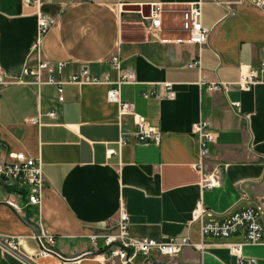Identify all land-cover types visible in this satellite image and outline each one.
<instances>
[{"label": "crops", "instance_id": "0c3cea01", "mask_svg": "<svg viewBox=\"0 0 264 264\" xmlns=\"http://www.w3.org/2000/svg\"><path fill=\"white\" fill-rule=\"evenodd\" d=\"M196 2L208 41L176 43L187 37L183 11ZM39 14L54 22L41 59L65 64L56 77L86 66L114 80L118 74L109 60L118 55L121 69L135 75V83L120 89L135 115L119 116L105 84L65 85L59 102L56 86L31 83L23 73L36 64ZM154 19L159 29L152 27ZM197 58L200 67H189ZM262 63L264 10L249 0H0V67L10 83L0 86V162L24 152L41 162L45 179L41 204L30 206L25 190L14 191L0 178V236L20 237L23 254L19 259L0 251V264H118L92 254L104 250L105 236L117 234L121 210L133 238H187L201 247H185L171 258L138 256L135 264H238L232 243L243 244L242 257L264 264V245L245 244L241 232L203 237L202 221L192 218L197 207L222 221L264 203ZM249 70L262 82L242 91L237 83ZM211 83L228 90L208 91ZM167 85L173 98L165 97ZM138 118L160 132L158 143L135 140ZM200 122L215 133L205 163L206 175L217 177L212 189L202 187L194 166L193 125ZM109 150L115 153L109 156ZM8 202L18 203L21 212ZM40 226L53 235L52 248L64 260L38 257L34 236Z\"/></svg>", "mask_w": 264, "mask_h": 264}, {"label": "built area", "instance_id": "2783aa9c", "mask_svg": "<svg viewBox=\"0 0 264 264\" xmlns=\"http://www.w3.org/2000/svg\"><path fill=\"white\" fill-rule=\"evenodd\" d=\"M38 4L42 0H36ZM102 0H92V2L100 3ZM256 7L264 10V0H249ZM29 4L30 1H27ZM40 15L38 22L37 40L34 46V53L36 57V64L32 68H26L24 75L32 78L31 83L40 87L42 85H54L57 88L58 101L63 102V87L65 85H92L105 84L110 86L107 92V101L118 106L119 116L135 115L134 106L130 103L124 102L120 98V89L123 85L135 83V75L129 71L121 69V61L118 55H113L109 62L113 70L118 74L116 79H111L108 76L97 77L93 75L86 66L70 74L67 78H57L56 75H61L65 64L64 63H49L41 59V46L43 38L50 27L54 24L45 16ZM182 29L187 33L186 38L174 40L176 43L196 44L202 46L208 41V31L202 28L200 23L201 18V3H191L187 9L183 11ZM160 20H152V27L156 30L160 28ZM166 41V40H165ZM170 42V41H166ZM189 67H200V59L192 61ZM261 71L264 70V63L261 64ZM46 74V77H43ZM257 71L249 70L241 74V78L237 86L242 91H250V89L261 83ZM10 84L0 67V86ZM208 91H227L228 85L223 83H211L207 87ZM152 95L161 99L162 95L153 92ZM149 93L143 94L144 98H148ZM166 98H173L174 92L170 85H167ZM53 116V112H50ZM193 133L198 141V163L195 168L202 176V187L204 189H212L217 185L216 175H206V161L210 158L209 146L215 141V133L210 129L207 122H200L193 125ZM129 135V134H126ZM136 141L158 143L161 137L160 132L151 127L143 118H138L136 121V130L131 134ZM128 139V138H127ZM126 140V139H125ZM125 141L121 142V145ZM114 150H109L107 155H113ZM0 178L6 186L11 187L14 191L25 190L27 205L39 206L42 202L43 192L45 188V179L41 170V162L34 159L24 152H19L14 155L11 160L0 162ZM9 206L15 212H21L22 207L16 202H8ZM264 216V203L254 207H248L239 210L222 221H217L213 218L210 211L202 207H197L193 213L194 220L202 221L201 234L203 237H218L227 239L237 233H243L244 243L249 245H264V223L262 217ZM129 217L121 210L118 217V232L115 235H108L104 237V250L93 251L95 257L103 261L114 262L118 264H135V259L138 256H148L151 253H157L161 257L171 258L179 253L185 247H194L201 250V247L194 245L189 239L184 238L180 241L170 238L164 242H158L153 239H136L130 236L128 232ZM39 253L38 257L55 256L60 260L64 258L57 253L52 245L54 243L53 235L47 233L42 226L39 227V232L35 234ZM95 236L91 237L94 243ZM241 243L228 244L233 253L237 255L238 264H257L254 258H244L240 255ZM22 239L20 237L0 236V251L11 254L19 259L23 258L21 251Z\"/></svg>", "mask_w": 264, "mask_h": 264}]
</instances>
